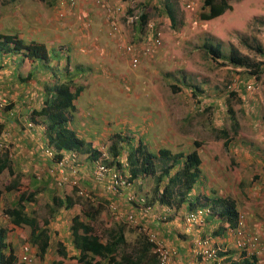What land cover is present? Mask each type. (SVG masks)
<instances>
[{"label":"rangeland","instance_id":"rangeland-1","mask_svg":"<svg viewBox=\"0 0 264 264\" xmlns=\"http://www.w3.org/2000/svg\"><path fill=\"white\" fill-rule=\"evenodd\" d=\"M57 1L18 0L17 3H11L0 0L1 11L13 10L16 12L15 18L3 19L4 25L1 24L0 28L5 26L8 30L12 29L16 33L20 19L29 24L28 27L23 25L21 28L25 35L23 38L29 39L28 34L36 38L35 28L43 27L49 37V44L54 43L55 47L60 44L66 46L68 42H72L73 36L86 32L88 34L92 28L96 32L103 30L104 34L97 36V39L102 45H100L101 47L108 42L105 49L112 55L113 61H110L106 53L102 51L99 52L100 54L96 51L92 53L98 54L99 57L97 55L90 56V58L89 55H86L87 57L84 59L80 57L78 62L88 67L86 74L89 76L85 75V77L94 75L97 79L93 83L91 80H87L85 84L90 83L89 85L93 86L95 90L88 91L83 88V92L76 98V107L71 110L74 115L70 120L72 127L85 128L88 134L93 128L100 129L103 126L117 132H127L130 138H141L148 145V149L153 152H157L159 147H166L172 153L179 151L187 153L196 149L201 158V174L200 180L195 184L191 193L194 190L196 193H205L207 197L222 195L233 199L243 220L242 228L240 227L244 231L243 234L248 237L249 235L256 237L252 246L249 247L248 253L254 257L255 264H264V156H262L264 155V0H228L231 8L210 20H203L200 17V14L206 11L204 0H119L127 12L136 11L138 13L140 5L144 1L150 2L148 17L161 30V45L154 47L147 55H141L136 65H132L130 55L124 46L128 41L142 43V36L139 34L140 28L137 26L139 24L135 26L125 24L120 17L121 21L118 20L117 31H120L118 34L123 36L110 42L112 36L107 32L108 25L105 22V14L103 16L101 9L98 8V10L97 7H94L92 2L86 3L91 0H85L86 4L83 2L76 4L77 8L83 5L89 10L88 16L82 18L67 12L60 14L61 6L58 7ZM164 1H169L174 6L176 16L174 25L171 24L165 12ZM37 9L43 12L41 18L43 24L37 23L35 16H32V13ZM208 41L221 42L223 54L221 58L216 60L210 58L204 48V44ZM95 44H98L97 41ZM232 48L236 49L238 55L250 59L253 63H260L262 72L259 79H256L248 68L233 66L228 61ZM50 52L53 53V50ZM59 55L61 60L66 63L67 56ZM73 56L76 61L75 55ZM92 58H95V61H92ZM99 58L102 61L99 62ZM20 62H22L20 53H12L9 58L3 61L4 65L1 67L7 66L8 68L5 67V69H10L11 66L15 67V63L17 67L14 68V75L17 71L20 74H25L28 71L37 73L43 70L41 76L49 79L50 83L54 81V75L66 74L64 68L59 72L56 64H50L45 70L41 68V62H34L33 68L28 63L24 67ZM51 62H55V60H51ZM72 62L70 67H72ZM89 63L90 65H87ZM33 78H35L34 74L29 79ZM42 78L37 75L34 80H30L31 84L25 80H21V84L33 85L38 90L42 86ZM75 79L76 77L73 81ZM98 80L100 81L97 82ZM248 84L251 87L248 88ZM45 94L46 92L43 94L44 98ZM97 95H100L101 98L96 99ZM39 101L40 104H43L41 98ZM10 103L13 102L7 98V105ZM229 109L234 112L237 121L236 127L231 122ZM24 114L19 119L22 127L27 120H32L31 112L26 111ZM34 123V127L30 130L35 131V135L39 136L37 141L39 143L46 141L45 132L42 128L37 127L36 122ZM170 124L171 127H181L186 131L184 141L173 138L168 133L167 127ZM19 131L20 135L21 130ZM166 133L169 135L170 142L164 138ZM10 137L9 141L6 135L0 133V152L6 151L10 149V145L12 147L18 143L19 139L17 141L12 133ZM12 138L15 139L12 140ZM112 138L114 137L109 138L110 140L107 138L104 142L109 156L107 160L110 162L113 160V154L110 151ZM226 140L228 143L225 148ZM194 141L199 142V146H196ZM123 143V147L118 146L117 157H127L130 151L129 147H133L130 142ZM19 148H21L20 151H18ZM11 149L18 151V155H21L22 151L29 150L30 152L31 150L20 146ZM89 157L81 159L83 161L80 163L83 165V162H87L88 168H91L92 165L88 162L91 157ZM36 159L41 160L37 162L41 178L36 177L32 168L24 169V173L35 176L34 184L39 188V200L29 204L27 210L34 209L39 222L42 223L43 216L47 212L45 203L51 200L53 193L59 194L65 185L57 188L53 184V180L47 182V176H43L47 162L44 158L37 157ZM251 159L252 163L249 162ZM47 160L51 159L47 158ZM160 164H162L161 160L158 159L157 166ZM6 179L8 178L0 179V182H3L2 185L6 183ZM20 182L22 186L26 181ZM139 183L143 184L142 187ZM153 185L151 179L145 178L143 183L141 180L135 181V189L132 185L131 188L122 190L121 194L109 193L108 195L110 197L122 195L126 197L136 190V195L145 197L149 204H153L155 203L151 199ZM83 186L86 190H91L94 193V201L99 200L104 203L106 215L112 214L105 203L107 194L103 190L94 192V189L100 187H92L89 182H83ZM16 194L17 191L14 189L7 190L4 186L1 187L0 211L15 200ZM78 211L79 209L75 206L68 209L59 208L55 216L50 218L48 224L49 245L42 256H38V248L29 242V225L15 226L8 217L0 214V221L7 228L8 247L15 254L17 261L23 264H42L49 263L51 259L58 257L64 262H70L71 259H65L57 252L56 243L62 242L68 253L71 255L74 253L72 243L69 241L71 238L70 223L72 215ZM188 211L185 209L177 216L179 215V220H181L182 232L180 231V233L187 235L186 238L191 246L193 240L198 237H210L214 243L221 239L222 244L219 245L221 248L219 251L222 253L230 251L229 254L233 256L231 260L238 259L237 255L240 249L238 246L237 250L234 248V244L239 239L237 233L228 231L225 227L223 234L216 236L214 230L217 229L218 223H212L209 215L202 220L201 225L191 231H186L182 225V219ZM172 214H168L166 219L161 217L160 220H168ZM107 220L125 222L126 244L123 247L131 249L139 245L142 240L141 236L145 234L140 227L133 225L125 219L124 215L119 219L112 214V218ZM208 224L209 226H207ZM243 234L241 235L243 236ZM239 240L241 241L242 238ZM24 243L30 245L31 257L28 262H24L20 258V250ZM121 249L122 247L118 245V252ZM223 249L226 250L222 251ZM226 262L227 260L224 261L223 258V264H227Z\"/></svg>","mask_w":264,"mask_h":264},{"label":"trees","instance_id":"trees-1","mask_svg":"<svg viewBox=\"0 0 264 264\" xmlns=\"http://www.w3.org/2000/svg\"><path fill=\"white\" fill-rule=\"evenodd\" d=\"M149 4L150 2L144 1L140 5V12L138 13L139 24L144 23L149 16ZM203 4L204 9H206V11L200 14L203 20H210L218 17L227 9L231 8L228 0H204ZM163 6L169 21L174 25L176 23L174 6L169 1H164ZM204 48L212 59L216 60L223 56L222 44L220 41H216L215 43L208 41V43L204 44ZM0 53H20L22 60L28 58L32 61L41 62L42 65H45V63L50 65L49 62H51V60H57L56 65L59 71H61L62 68L65 70L67 69V62L64 65H60L59 62L61 58L56 52L51 53L44 42L35 39L25 41V39L18 36L17 33L9 31L0 32ZM228 61L233 66L248 68L252 74L255 75L256 79H259L262 72L260 63H253L250 59L238 55L235 48L231 49ZM33 67L34 62H32V68ZM32 76L33 72L28 71L26 78H31ZM71 83H73V79L68 78L67 80L54 83L52 86L45 85L47 87L45 88L46 94L42 106L40 108H33L30 114L32 121L36 122L37 127H41L45 132L44 134L47 138L45 139L46 142L56 151L53 156L55 162L66 156L72 157V154L76 155L81 162L83 161L81 159H84L86 156L89 157L90 155L91 159H94L99 155V150L95 147V144L90 142L87 145V141L85 142L83 138L79 137L76 131L70 126V120L74 116L71 110L75 108L73 99L77 97L80 91V87H75L74 90H71ZM11 104L12 103L6 105L5 108H9ZM229 110L231 122L233 126L236 127L237 121L235 120L234 112L231 109ZM41 116L42 118H40ZM2 127L3 122L0 120V130ZM23 129L26 128L23 127L21 129V137L19 138L20 146L25 149H31L30 144H32L33 139H30L28 134H23V132L25 133ZM117 135V137H120L122 134L117 133ZM117 137H115L110 144V151L113 154L111 164L116 163L115 167L120 169L124 175L127 176V173H129L128 179L133 182V186H135V181L141 180V183H143L145 178L151 179L154 183L151 195L152 202H158L159 206L167 204L173 207L177 212L180 211L181 208L183 209V207L187 210H191L198 206H209L214 214L211 216H213L214 220L218 223L217 229L214 230L215 235L223 234L225 226H234L236 224L239 214L233 199L219 195L207 197L200 192L196 195H191V191L200 180L201 174V158L196 149L187 153H183V151L172 153L166 147H159L157 152H153L146 148L144 144H140L133 148V150L130 149L127 154L129 168L121 169L119 167H121L120 165L122 162L119 160L120 157L117 156L119 154L118 146L120 145V147H123V144L119 142ZM34 143L37 145V149L33 151L29 157V162L32 163L38 162L36 161L37 157H43L45 159V156H43L40 151V143L38 141ZM227 143L226 140L224 142L225 148ZM194 144L199 146L200 143L194 141ZM32 156H35L34 160L31 159ZM8 157L9 154L6 151L0 152V173L4 167L10 163ZM76 159L74 157L70 158V162L76 166L78 165V172L75 174V176L81 175L78 184L69 182L71 180V178H69L67 179V184L60 185L57 183V174H51L47 167L44 168L43 176H47V182L50 180L52 182L53 180L55 187H63L64 185L65 187L61 189L59 194L53 193L51 200L45 203L47 212L46 215L43 216L42 223L39 222L37 215L34 213V209L31 208L27 210L29 204H33L39 200V188L34 184L35 176L24 172H14L10 170V177L6 179L4 187L7 190H16L17 194L15 200L9 206L3 208L0 214L8 217L15 226H21L23 224L29 225V242L38 248V256H42L49 245L48 224L50 218L55 216L59 208L68 209L75 206L79 211L72 215L70 228L72 231L73 245L77 248V253L72 257H75L78 264H157L156 257L150 250L152 242L148 239V232L142 228V222L135 221L132 223V221L127 219L133 225L140 227L145 234L141 236L142 240L136 248L126 249L123 247L126 244L124 236V230L126 228L125 222L121 220L114 222L107 220L108 218H112L113 211L110 207V203L114 201V198L107 194L108 199L105 203H107L112 214L108 213L106 215L104 203L99 200L94 201V193H92L91 190H86L83 186V182H85L86 178H83L84 172H82V164L78 163ZM158 159L161 160L162 163L159 166H157ZM33 171L37 178H41L38 177L40 173L39 166L36 168L34 167ZM95 180L100 182L99 185H103L102 181H104V179L100 181L96 178ZM20 181L26 182L21 186ZM139 185L142 187L143 184L139 183ZM79 189H84L87 192L85 194H80ZM115 200H118L122 204L119 205L121 210L138 211L140 206L138 199L129 201L124 200L127 203L130 202L133 207L128 206L122 201L120 196L115 197ZM145 203L149 204V201H145ZM123 205L126 206L124 207ZM168 214H170V211L167 212V215ZM101 215L102 218H100ZM119 219H121V217H119ZM101 224H103V226H101ZM6 229L5 226L0 224V264H23L17 261L15 254L8 247ZM118 245L122 247L120 252L117 250ZM56 246L57 252L62 256H66L64 244L59 241L56 243ZM217 254L222 256L224 253L218 251ZM229 256L231 255L229 254ZM229 256L227 255V257H224V261L227 260V264H255L253 256L246 257L242 256L241 253L237 255L238 259L234 261L231 260L233 256ZM49 264L72 263L63 262L62 259H52Z\"/></svg>","mask_w":264,"mask_h":264},{"label":"crops","instance_id":"crops-1","mask_svg":"<svg viewBox=\"0 0 264 264\" xmlns=\"http://www.w3.org/2000/svg\"><path fill=\"white\" fill-rule=\"evenodd\" d=\"M3 1L11 2V3H17L18 2V0H3ZM51 2H52V0H51ZM85 2H83V3H85ZM57 3H58V1H57ZM86 3L90 4L91 1H88ZM82 4H79V5L81 6ZM91 4L93 5V3H91ZM60 6L61 5L59 4V7ZM76 6H78V5H66V7L61 6V8H64L65 13L67 12L68 14L74 15V16L78 15L79 18L88 16L89 10H87L88 9L87 7H84L82 5L81 7L77 8ZM94 7H97V9L100 8L102 13H103V16H104L105 11L101 6H97V5L95 6L94 5ZM32 16H35L34 18L37 20V23L43 24V21H41V18L43 16V12L40 9L35 10L32 13ZM13 17L14 18L16 17V12H14L13 10H7L5 12H3V10L2 11L0 10V25L1 24L4 25L3 21L5 20V18L12 19ZM105 22H106V20H105ZM18 24H19V25H17V28H18L17 31L18 32L16 31V33L20 37L23 38L25 35H24V31H22L21 28H23V25H26L28 27L29 24L27 22L20 20V19L18 20ZM7 31L14 33L12 31V29L8 30V28H6L5 26H4V28L2 26V29L0 28V32H7ZM34 32L37 34V37L33 38V37H31L32 35L28 34L29 39L24 38L25 41H29L31 39L42 41L46 44V46L49 50L53 49V52H56V54L58 56H60L59 54H61V55H66L68 57L67 69L66 70L64 69L66 71V74L61 73L62 75H64V77H62V75H59V76L54 75L55 76L54 77L55 79L53 81L54 83L63 81V80L68 79V78L74 79L76 77V79L74 80L75 82L73 81V83L70 84V89L74 90L75 87H80V91L77 94V97L83 92V88H85L88 91L95 90V88L93 86L89 85L90 83H88V85H85V84H86L87 80H91V83L95 82L97 79L96 76L91 75V77H85V75L89 76L86 74L88 72V67H86V65L83 63L81 64L78 61H80L81 58L82 59L86 58L87 57L86 55H89V58H90V56L93 57V55H94V57L96 55L99 57L98 54H100L99 52H101V51L106 53V55L110 61L111 60L113 61L112 55L109 52H107L108 51L107 49H105L106 45H108L107 44L108 42H106L103 45V47H101L102 45L99 43V41L97 39V36L99 37L101 34H104L102 29L100 32H96V30L93 31V28H92L91 31L90 30L88 31V34H87V32L83 33V34H76L75 36H73L72 42H68L66 44V46H62L60 44L58 47H55L54 43L49 44V39H48L49 37L47 35L46 30L43 29V27H36ZM107 32H109V30H107ZM118 33H120V31H117L116 33L111 35L112 38H110L111 39L110 42H114L115 40H117L123 36V35L118 34ZM95 41H97L98 44H95ZM94 51L98 52V54H96V55L92 54ZM11 54L12 53H10V54L0 53V90L6 96L9 95L7 98H9L11 100V102H13L9 108H5L2 111L0 110V120L3 122V127L0 130V133L4 136L6 135L7 139L9 141L11 139L10 134L12 133L18 141V139L21 137L19 135V132H20L19 130H21L23 128V127H21L22 124H20L19 119L21 118V116H23V114L26 111L31 112L33 108H40L41 107L42 104H40L39 98H41V101L44 100L43 94L45 93V91H46L45 88L47 87L45 85H50L51 83L49 82V79L41 76L43 70H41L40 72H37V73H33L35 78L37 75L40 78L43 77L42 78L43 81H41L42 86L40 89L37 90V88L35 86L27 84V83H30V80L35 79V78H33V79L26 78L27 72L25 74H20L17 71L16 75L13 74L15 72L14 68L17 67L15 65V63H14L15 67L11 66V68L13 70L11 68L5 69V67H7V66L1 67V65H4L3 61H5L6 58H9L11 56ZM15 54H17V53H15ZM73 55H75L76 61H74ZM27 60H28V58L26 60H22V62H20L21 65L25 67L26 64L28 63L29 66L32 68V62H35V63L37 62V61H32L30 59L27 62ZM71 61H73L72 67H70ZM92 61H95V58L94 59L92 58ZM100 61H102V60H100V58H99V62ZM49 63L50 64L51 63L57 64V60L55 62H49ZM59 64L64 65L66 63H64L62 60H60ZM87 65H90V63ZM48 66H49V64H47V63H45V65L41 64V68L45 69V70H47ZM22 75H25V76H22ZM27 79H29V80H27ZM21 80L27 81L26 85H22ZM99 81L100 80H98L97 82H99ZM17 82H20V83H17ZM39 93H40V96H39ZM36 97H38V98H36ZM77 97H75L73 99V103L75 104V107L77 104V102H76ZM95 98L98 99V98H101V96L97 95ZM35 99H36V102H34ZM90 105H91V103H90ZM83 110L84 109H82V111ZM24 117H26V114H24ZM89 123H90V125L92 124L91 121H89ZM70 126L72 129H74L76 131V134L79 137L83 138L85 140V142L87 141L86 142L87 145L90 142H92L95 144V146H99L100 144H104V142L107 140V138H108V140H110L109 138H111V137L115 138L118 136L117 133H120L122 135L120 137H117V139H119V141L122 144H124L123 142L127 141V142H130L131 145H133V147H137L140 144H144L146 146V148H148V145L146 143H144L143 141H141L142 140L141 138H130V136L128 135L127 132H125V133L117 132V131H114L113 129H111L107 126L100 127V129L95 127L91 130L90 134H88V131L85 128H82L80 126L73 128L71 124H70ZM91 126H93V124ZM23 130L25 131V133L23 132V134H26V135L28 134L30 139H33L32 144H30L31 149H32V150H30V152L32 153L33 151H36V149H37V145L34 142H37V139L39 138V136H36L35 131H33V130H30V129H23ZM167 131H168V133H170V135L173 138L181 139L183 141L186 139V131L181 127H175V126L171 127V124H170L167 127ZM168 133L164 134V138L170 142L171 140L169 139ZM15 138H12V140H14ZM114 138H112V139H114ZM17 146H20V141H18V143L16 145H13L12 147L10 145V149L6 150V152L9 154L8 159H9L10 163H8L7 166L4 167V169L1 171L0 179L2 178L4 180L5 178H9L10 177V175H9L10 170H13L14 172L15 171L24 172V169L27 170L30 168L33 169L34 167H37V165H38L37 162L32 163V162H29V160H28V158L31 155L29 150H27L26 152L22 151L21 155H18V151H20L21 148H19V150L17 152H16V150L11 149V148H16ZM133 147H129V148L131 149ZM262 156H264V155H262ZM31 159L34 160L35 156H32ZM36 161H39V160L36 159ZM88 162H90L92 165L91 159ZM249 162L252 163V159ZM92 166H91V168H88L87 162H83V165H82V167H83L82 172H84L83 178L85 177L86 178L85 182H89L92 185V187H97V186L100 187L98 189H94V192L99 191V190H103L105 192L106 190L104 189L103 185H99L100 182H97L95 180L96 178L93 174ZM2 183L3 182H0V188L5 185V183H4V185H2ZM134 189H135V186H134ZM105 193L109 194V192H107V191ZM193 193L198 194V192L196 193L194 190H193ZM202 194H205V193H202ZM219 196H222V195H219ZM113 198L115 199V197H113ZM105 199H108V197L106 196ZM120 199L122 201H124V200H126V197L122 195V196H120ZM125 203L128 206L133 207V205L130 202L129 203L125 202ZM153 206H154L153 207L154 210L153 209H151V210L153 212L155 211L154 216H148L146 218V220H147L146 222H148L147 223L148 227H150L152 230L158 232L161 235V237L163 238L164 242L169 247L174 248V250L177 251V256L175 257V260L178 261L177 264H194V257L192 256L191 248H190L191 244H190V242L188 243V240H187L188 238H186L187 235H181V233H180V231L182 232L181 225H180L181 220H179V217H178L179 215L178 216L176 215L177 211L172 209L170 212V214L173 213L172 216H170L171 218H169L168 220L162 221L158 217H155L156 213L161 211V206H159L157 203L153 204ZM156 208H157V211L155 210ZM184 210H185V208L183 207V209L181 208V210L178 212L181 213V212H184ZM139 214L142 218L145 215L144 212H139ZM213 221H215V220H213ZM0 224L2 225L1 221H0ZM207 226H209V224ZM69 241H71V243H72L74 253H72V255H71V253H68L66 248H65L66 256H62V255L61 256L64 257L65 259H68V260L71 259L70 263H72V264H78V262L75 260V257H72V256H74V254L77 253V248L73 245L72 234H71V238L69 239ZM53 259H61V258L57 257V258H53ZM51 260H50V262H51ZM72 261H75V262H72ZM63 262H64V260H63ZM49 263L44 262L42 264H49ZM254 263H256V261Z\"/></svg>","mask_w":264,"mask_h":264},{"label":"built area","instance_id":"built-area-1","mask_svg":"<svg viewBox=\"0 0 264 264\" xmlns=\"http://www.w3.org/2000/svg\"><path fill=\"white\" fill-rule=\"evenodd\" d=\"M85 0H58L61 6L66 5H75L78 2H83ZM93 4L102 6L105 9L106 21L110 25V31L115 32L118 29V20L122 17V20L125 24L135 26L139 24V14L136 11L127 12V9L124 8L123 4L119 0H91ZM60 14H63V10H59ZM121 21V20H120ZM140 28L139 34L142 36V43L138 44L135 42H129L124 47L125 50L131 55V63L136 65L140 55L148 54L154 47H158L162 43L161 30L157 28L155 23L150 20V17H147L144 23L137 25ZM251 87L248 85V88ZM7 104V97L4 93L0 92V110H3ZM26 129H32L34 127V122L32 120H27L24 124ZM1 145V143H0ZM5 145V144H4ZM41 154L49 159L51 162L47 165V169L51 174H57V183L60 185L67 184V179L71 178L69 182L73 184H78L80 181L81 175L75 176L78 172V165H74L70 162V158H77L76 155L72 154V157L66 156L61 158L58 161L53 160V156L56 153L54 149L48 144L41 142L40 143ZM106 156L105 150H102V157L94 162L93 174L100 181L104 179L103 187L107 192L112 194H121L122 190L126 188H131L132 183L128 179V176L124 175L120 169L116 168V165L107 164L103 161V158ZM78 163L80 161L76 159ZM81 164V163H80ZM118 167V166H117ZM119 168H123L122 166ZM73 176V177H72ZM40 177V174H38ZM87 191L84 189H79L80 194H85ZM140 202L138 211L124 209L121 210L119 205H122L118 200L112 201L110 207L113 211V214L116 218L124 215L126 219L132 222H142L143 229L148 232V239L152 242L150 245V250L154 253L156 257L157 264H177L178 261L175 260L177 256V251L174 248L169 247L161 237V235L148 227V222L146 218L148 216H154V212L151 210V206L145 203V199L141 196H137L135 192L128 194L126 200H136ZM165 210H169V206L165 207ZM139 212H144L145 215L142 218ZM209 208L197 209L194 211L187 212L182 219V225L186 231H191L198 225L202 224V218L205 214L210 213ZM155 217L165 218V215L160 216L156 214ZM243 225V220L241 216L238 219V227L230 229L233 233L238 234V238L235 243V247L242 250L244 249L248 253L249 247L252 246V242L256 239L251 235L246 236L243 234L241 229ZM242 231V232H241ZM243 234V236L241 235ZM219 250L218 246L214 245V242L211 241L210 237H198L193 240L191 246V253L194 257V264H221V258L217 254ZM30 245L24 243L20 250V258L24 262L30 261Z\"/></svg>","mask_w":264,"mask_h":264},{"label":"clouds","instance_id":"clouds-1","mask_svg":"<svg viewBox=\"0 0 264 264\" xmlns=\"http://www.w3.org/2000/svg\"><path fill=\"white\" fill-rule=\"evenodd\" d=\"M84 2V1H83ZM92 2V1H91ZM120 2V1H119ZM121 3V2H120ZM58 4H59V2H58ZM77 4V3H76ZM75 4V5H76ZM95 5V4H94ZM98 6V5H97ZM58 7H59V5H58ZM57 7V8H58ZM66 7V6H65ZM102 7V6H101ZM102 8H104V7H102ZM59 10H63L64 12H65V10H64V8H61V9H59ZM105 10V9H104ZM105 18H106V16H105ZM106 20V19H105ZM106 23H107V25H108V30H109V35H112V34H114V33H116L117 32V30L115 31V32H111L110 30V25H109V23L106 21ZM127 43H129V41L128 42H126V44ZM125 44V45H126ZM130 55V54H129ZM143 55V54H142ZM145 55H147V54H145ZM141 56V55H140ZM130 59H131V55H130ZM139 59H140V57H139ZM139 61V60H138ZM138 63V62H137ZM133 65V64H132ZM59 72H61V71H59ZM64 81V80H63ZM54 84V82L53 83H51L50 84V86H52ZM248 85H250V84H248ZM248 85H247V87H248ZM2 93V92H1ZM6 96V95H5ZM7 97V96H6ZM7 105V104H6ZM5 109V108H4ZM3 109V110H4ZM35 125V124H34ZM41 128V127H40ZM43 130V129H42ZM41 142H44V143H47L46 141H41ZM40 142V143H41ZM98 150H99V155L96 157V158H94V159H91L92 160V165L94 166V162L96 161V160H98V159H100L101 157H100V155L102 154V150H105V152H106V148L104 147V144H100L99 146H95ZM135 148V147H134ZM132 149V148H131ZM158 150V149H157ZM100 151H101V153H100ZM120 158H119V160L122 162V164L120 165V166H122L123 168H128L129 167V164H128V160H127V157H125V158H122L121 156H119ZM105 158H106V160H105ZM109 158V156H108V154H107V152H106V156L103 158V161H105L107 164H111V162L110 161H108L107 159ZM45 160H46V162H47V164L46 165H48L49 164V162H51V160H47V157H45ZM116 163H112V165H115ZM93 166H92V168H93ZM127 176L129 177V173H127ZM130 180V179H129ZM130 182L132 183V185H133V182L130 180ZM134 187V186H133ZM136 190H134V192H135ZM199 193V192H198ZM201 193V192H200ZM191 195H196V194H194L193 192L191 193ZM203 195H205V194H203ZM138 196V195H137ZM144 199H145V197H143ZM145 201L147 202V200L145 199ZM158 204V203H157ZM141 205V204H140ZM150 206H151V209H153V205H151V204H149ZM166 206H169V205H167V204H165L164 206H161V211L160 212H157L156 214H159L160 216H162V215H165V219H166V216H167V212H171V210L173 209V207H171V206H169V210H165V207ZM204 208H209L210 210H211V212L210 213H207V214H205L204 216H203V218H202V220L205 218V217H207L208 215L209 216H211L213 213H212V209L209 207V206H198V207H195L194 209H191V210H189L188 212H190V211H194V210H197V209H204ZM154 210V209H153ZM157 211V210H156ZM166 211V212H165ZM237 211H238V209H237ZM161 212H163L162 214H161ZM154 213H155V211H154ZM177 214H179V212H177ZM176 214V215H177ZM238 214H239V212H238ZM214 215V214H213ZM241 215L239 214L238 216H237V221H236V224L234 225V226H225L227 229H228V231L230 230V229H234V228H236V227H238V219H239V217H240ZM213 216H211V222L212 223H217L216 221H213L214 220V218H212ZM159 219H161L160 217H158ZM207 221V220H206ZM208 222V221H207ZM132 223H134V222H132ZM242 228V227H241ZM242 231H243V229H241ZM244 232V231H243ZM228 233V232H227ZM216 236H219V235H216ZM220 244H222V241H221V239H220V241H218L217 243L215 242L214 243V245L215 246H218L219 247V245ZM234 248L237 250V248L235 247V244H234ZM219 249L221 250V248L219 247ZM226 249H223L222 251H225ZM219 251V250H218ZM242 253V256H246V257H248V256H252V255H249V253H246V251L244 250V249H242V250H240V252H239V254H241ZM238 254V255H239ZM229 256V253H224V254H222V256L221 255H219L220 256V258H221V264H223V258L224 257H226V256Z\"/></svg>","mask_w":264,"mask_h":264}]
</instances>
